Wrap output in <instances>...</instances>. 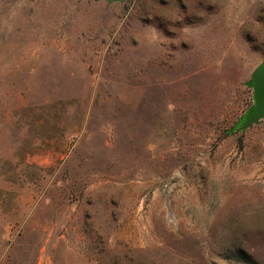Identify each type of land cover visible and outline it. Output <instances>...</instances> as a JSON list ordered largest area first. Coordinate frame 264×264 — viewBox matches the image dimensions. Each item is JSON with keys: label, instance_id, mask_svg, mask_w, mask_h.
<instances>
[{"label": "rangeland", "instance_id": "374dc122", "mask_svg": "<svg viewBox=\"0 0 264 264\" xmlns=\"http://www.w3.org/2000/svg\"><path fill=\"white\" fill-rule=\"evenodd\" d=\"M264 0H0V264H264Z\"/></svg>", "mask_w": 264, "mask_h": 264}, {"label": "water", "instance_id": "95a60500", "mask_svg": "<svg viewBox=\"0 0 264 264\" xmlns=\"http://www.w3.org/2000/svg\"><path fill=\"white\" fill-rule=\"evenodd\" d=\"M126 1L128 0H106L107 3H124ZM244 85L251 89V104L228 129L224 130V135L244 132L259 123L264 126V56L252 70Z\"/></svg>", "mask_w": 264, "mask_h": 264}]
</instances>
